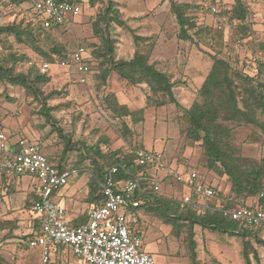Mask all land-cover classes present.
<instances>
[{"label": "trees", "instance_id": "obj_1", "mask_svg": "<svg viewBox=\"0 0 264 264\" xmlns=\"http://www.w3.org/2000/svg\"><path fill=\"white\" fill-rule=\"evenodd\" d=\"M11 1L14 5H20L25 1L31 3L36 17L35 23H25L21 20L2 24L0 37L6 39L12 37L16 43L34 53V56H30L26 51H13L12 44L2 41V48L7 53L0 55V83L22 87L26 94L37 102L39 113L44 117L45 122L59 132L66 144L60 157L62 160L66 151L71 149V145L62 130L56 126V120L51 115V111L58 107L46 105L47 99L59 93L52 91L47 95L43 94L41 85L47 80L46 72L40 70L37 60L43 58L53 66L56 65V61L69 59L71 52L68 54L65 45L58 41H52L47 48L40 45L41 35L53 28L46 30L42 27V20L34 10V0ZM79 1L83 11L85 1ZM94 1L87 0V7L93 5ZM261 1L264 6V0ZM118 2L106 0L105 6L96 11L92 18L91 27L95 41L81 40L78 45H82L88 51L92 59L91 66L97 65L98 72L94 74L101 83L104 84L111 72H114L119 79L143 87L146 103L140 108L131 109L127 104L120 102L113 92L104 97L105 109L116 120L114 124L121 126L118 130L120 135L132 136L130 125L136 126L143 120L145 108L174 104L177 123L181 125L185 139L198 142L202 147L199 169L213 172L217 176H225L228 183L227 188L217 187L212 184L211 179L208 180L202 175L203 172L197 171L203 182L217 190V196L208 200L213 208L203 212L190 207L182 208L179 199L163 196L159 191L152 194H136L140 203L126 212L128 227L134 231L144 229V216L152 214L162 223L169 225L170 233L175 236L185 232L184 240L189 264H201L197 253V242L194 239L195 226L202 231L216 233L221 240L232 245L239 255L241 264H264L259 253V247L264 249V228L246 225L214 209V207L234 208L247 205L245 204L247 198H259L264 192V156L261 153L264 144V65L254 64L245 59L240 63L241 66H238V59L231 61L215 54L211 55L212 62L204 73V79L196 88V98L189 105H182L175 93L179 79L174 78L172 72L158 68L156 61L151 60L153 46L144 45L151 40V35H141L138 28H132L124 19ZM168 2L169 10L174 14L179 26L177 34L179 40L197 44L200 38L214 33V28L218 27L226 13V22L231 23L235 39L246 40L245 42L252 44L255 27L253 21L249 19L251 9L243 0H234L227 10L221 9L213 13L215 19L212 25H206L199 21L196 15L190 14L191 10L209 11L199 1L195 4L177 0H168ZM139 20L143 21V19ZM113 25L128 29L132 36L135 47L131 56L126 59L115 56L116 39L110 32ZM62 27L66 28V26ZM29 61H32V64H28ZM237 128L249 131L248 141L251 145H257L254 156L244 154L241 143L234 144V132ZM107 141L101 139L91 146L84 145L85 151L80 154L82 156L87 154L92 164V175L87 182L85 199L94 205L104 201L99 183L104 180L106 173L114 164L126 163L128 166L126 172L120 171L116 174L117 180L136 178L143 185L150 187L149 166L137 164L134 153L124 151L123 147L114 151H101L100 143ZM255 147L251 146L253 151ZM45 157L59 170L66 166L62 161L54 164L55 160L51 155ZM168 164L170 165L169 161ZM0 171L4 186L13 184V181L19 177L16 174ZM160 181L172 182V177L162 175ZM13 191L12 186L6 193ZM259 200V202L263 201L261 198ZM81 222H85L84 217L75 220L72 225ZM63 248L66 246H58L57 249Z\"/></svg>", "mask_w": 264, "mask_h": 264}, {"label": "rangeland", "instance_id": "obj_2", "mask_svg": "<svg viewBox=\"0 0 264 264\" xmlns=\"http://www.w3.org/2000/svg\"><path fill=\"white\" fill-rule=\"evenodd\" d=\"M83 1H85V8L79 15L74 16L68 27H55L41 35V46L47 48L52 41H58L65 45L69 54L76 48L79 41H95L91 27L92 18L96 11L105 6L106 0H95L90 7H87V0ZM117 1H119L124 19L131 27L136 26L140 22L139 19H143L140 32H152L151 40L144 45L153 46L155 50L156 44L158 47L155 52H152L151 60L156 61L158 68L172 72L174 78L179 79L175 93L182 105L187 106L196 98V88L212 62L211 55L215 54L231 61L238 59L239 66L245 59L255 64V56L264 54V12L255 16L257 12L251 10L249 15L255 27L252 44H248L246 40L235 39L232 25L225 19L221 20L217 28H214L213 34L200 38L195 44L192 41H182L177 38L179 26L174 14L169 10L168 0ZM177 1L195 4L199 0ZM224 5L220 2L219 9H225ZM190 14L196 15L198 20L206 25H212L215 19V15L210 11L201 9L191 10ZM138 15L142 17L139 18ZM207 15L213 16L211 24L207 23V21L210 22L209 17L206 20ZM201 17H204L203 20H200ZM35 19L31 3L25 1L20 5H14L11 0H0V25L21 20L33 24ZM110 32L111 36L116 39V58L130 57L135 45L129 30L113 25ZM160 37L158 45L156 40ZM2 41L12 44L13 51H26L30 56H34V53L16 43L12 37L7 39L0 37V55L7 53L2 48ZM199 64L201 65L198 67L202 68V72L195 74L193 71ZM91 67L85 82H81L79 74L73 67L53 65L46 72L47 80L41 85L44 95L52 91L59 93L47 99L46 105L58 107L51 111V115L56 120V126L62 130L71 145V149L66 151L62 160L60 157L66 144L59 132L45 122L44 117L39 113L37 102L28 96L22 87L0 83V119L3 120L2 126L9 140L13 142L21 136H25L29 141L35 140L40 144L45 155L54 157V164L62 161L66 166L78 168V172L69 178L67 184L52 196L54 202L69 199V203H66L69 205L73 202L76 211L82 210L87 205L85 192L93 168L87 154L85 156L80 154L85 151L84 145L91 146L101 139L108 140L106 143H100L103 152L114 151L120 147H123L124 151L141 147L162 152L171 167L179 171L200 170L202 147L198 142L185 139L181 125L177 123L174 104L145 109L143 120L136 126L130 125L132 136L123 137L118 131L121 126L114 124L116 120L104 107V97L113 92L120 102L127 104L130 108H140L146 103L143 87L119 79L114 72H111L108 80L103 84L94 74L98 72L97 65ZM248 132L244 128H237L234 132V144L240 145L241 143L243 153L254 156L256 153L251 148V142L248 141ZM262 155L264 156V151ZM201 172L206 179H211L213 185L227 188L228 183L225 176H217L213 172H204V170ZM9 178L13 179L12 176ZM17 182L22 183L21 188L16 186ZM157 182L159 193L169 198L179 199L181 195L188 192L186 186L173 180L172 182L160 180ZM1 186L4 185L0 183ZM9 186H13L15 191L7 193L4 200L0 197V207L3 205L12 208L15 205L20 206L18 210L24 217H35L30 209L28 210L29 207L27 208L25 202L29 199V192L37 191L36 179L30 175H21L13 181V184L9 183L8 186L3 187L5 193L10 188ZM120 211L123 212V208H120ZM143 219L145 227L142 229L144 241L142 250L150 251L158 264H189L184 240L185 232L175 236L170 233L169 225L162 223L152 214L144 216ZM194 230V239L197 242V253L201 264H241L239 255L233 246L221 240L216 233L202 231L198 226H195ZM25 231L26 229H23L22 233ZM22 250L26 249L22 248ZM70 253L72 256V252ZM259 253L264 263V249L259 247ZM39 259L36 258L37 263L34 262V264H43ZM69 263L71 260L66 259L60 264ZM48 264H55L54 254ZM84 264L87 263L84 261Z\"/></svg>", "mask_w": 264, "mask_h": 264}, {"label": "built area", "instance_id": "obj_3", "mask_svg": "<svg viewBox=\"0 0 264 264\" xmlns=\"http://www.w3.org/2000/svg\"><path fill=\"white\" fill-rule=\"evenodd\" d=\"M199 3L212 14L220 10L217 0H199ZM82 7L79 0H35L34 3V10L46 30L68 27L74 16L82 12ZM225 14L222 20H226ZM255 61L264 65V54L256 55ZM28 64H32V61ZM37 65L42 72H47L51 67L43 58L37 60ZM56 65L73 67L80 81L85 82L91 71L92 59L85 47L77 44L70 58L56 61ZM8 141L7 133L0 127V170L7 174L30 175L38 183L37 197L32 199L29 209L38 222L39 232L29 236L26 245L39 248L45 263L54 248L66 246L74 256L87 264H158L153 254L142 250L143 231H134L127 224L126 212L140 203L136 194L156 193L159 191V176L169 175L174 182L188 189L179 198L182 208L190 207L201 212L212 209L208 200L217 196V190L203 182L196 170L179 171L168 164L162 152L134 147L129 151L134 153L136 163L150 168V187L136 178L117 180L116 174L126 172L128 166L126 163L112 165L99 183L104 201L91 206L87 211V220L74 226L67 219L64 206L54 202L52 196L67 184L78 168L65 166L57 169L48 162L36 141L25 138H19L14 143ZM260 198L263 201L253 206L214 209L246 225L264 228V192L259 195ZM120 208H123V212Z\"/></svg>", "mask_w": 264, "mask_h": 264}, {"label": "crops", "instance_id": "obj_4", "mask_svg": "<svg viewBox=\"0 0 264 264\" xmlns=\"http://www.w3.org/2000/svg\"><path fill=\"white\" fill-rule=\"evenodd\" d=\"M243 1L245 4H247L250 7V9L252 11L254 10L257 12L255 14V16L260 15L264 12V6H263L261 0L260 1H258V0H243ZM217 2H218V5L220 2L223 5L225 4L224 7H225V10H227V8L230 7V5L234 2V0H217ZM138 16H140V15H138ZM207 17L210 18V22L207 21V23L211 24L212 23L211 20H212L213 16L207 15L206 20H207ZM203 18L201 17L200 20H203ZM142 24H143V22L140 21L136 26H133L132 28H138L139 33L141 35H145V36L151 35L152 32L151 33H144V32L141 33L140 32V27ZM160 40H161V37H160V39L158 38L156 40V43L158 45H159ZM157 47L155 44V48H154L155 50H153L154 52L156 51ZM200 65L201 64L197 65V67L194 69L193 72L195 74H199L200 72H202V68L198 67ZM157 66H158V64H157ZM203 79H204V75L202 76L198 85L202 82ZM151 107H153V106H151ZM148 108H150V107H147L145 109H148ZM131 109H133V108H131ZM2 121L3 120L0 119V127L4 130V126H2ZM26 134L28 135V133H25V135ZM19 138H25V136H21ZM18 139L11 142L9 140V137H8V140H9L8 142L14 143ZM31 139H33V137ZM33 141H35V140H33ZM251 146L255 147L257 145L253 144ZM254 150L256 152V147L254 148ZM263 151H264V144L261 147V153ZM0 183L3 185L1 176H0ZM20 185L22 186V183L17 182L16 186H19V188H21ZM85 193H87V188H86ZM55 194H57V192ZM6 195H7V193H5V190H3V187L1 186L0 187L1 200H4V198L7 197ZM36 195H37V191L29 192V199H27L25 202V205L27 206V208L30 207V203H31L32 199L35 198ZM66 202L69 203V199L68 200L67 199H64V200L61 199L58 201L59 204L64 206L65 214H66V217L69 220L70 224H73V222L75 220L80 219L81 217H84L85 221H86L87 220V211L91 206L94 205V204H90L86 201L87 205L82 210L76 211L75 210V204H73V202H72V204H69V205ZM258 202H259V199L257 197H249L245 201V204L253 206V205H257ZM18 207L20 208V206L16 207V205L13 208L12 207H5L4 205L2 207H0V264H29V263L34 264V262L37 263L36 258L37 259L40 258L39 260H41V262L43 264H48V262L45 263L42 261L41 250L39 248H30L26 245L27 238L29 236L34 235V234L39 232V226L36 225L37 221H36L35 217H31V218L24 217L23 214L20 212V210H18ZM28 210H29V208H28ZM81 223H83V222H81ZM23 229H26V231L22 233ZM143 245H144V241H143ZM22 248H24L26 250L23 251ZM57 248H54V250H52V252L50 254V258H49V263L51 262L52 254H54L55 264L63 263V261L66 259L71 260V263H69V264H80V263L84 264V261L82 259H80L74 255L70 256L71 251L67 247L60 249V250Z\"/></svg>", "mask_w": 264, "mask_h": 264}]
</instances>
